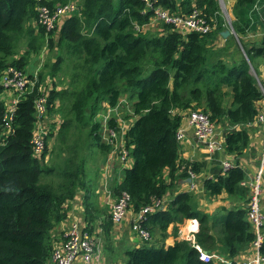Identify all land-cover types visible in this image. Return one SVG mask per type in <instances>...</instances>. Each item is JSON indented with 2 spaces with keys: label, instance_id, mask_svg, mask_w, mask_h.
Here are the masks:
<instances>
[{
  "label": "trees",
  "instance_id": "obj_1",
  "mask_svg": "<svg viewBox=\"0 0 264 264\" xmlns=\"http://www.w3.org/2000/svg\"><path fill=\"white\" fill-rule=\"evenodd\" d=\"M70 1L51 0L50 5ZM78 1L81 16L62 26L57 62L47 64L39 76L40 83L60 73L68 80L67 89L56 87L49 95V112L62 116L60 129L47 138L49 160L37 158L32 144L38 87L19 103L13 132L0 147V264H50L56 247L53 231L67 218V205L84 190L87 209H94L89 195L95 184L87 181V157L81 152L90 156L96 148L107 158L122 133L120 121L128 126L125 148L133 164L124 169L114 192L128 194L135 213L189 178L188 170L199 174L203 164L179 163L177 132L189 110H202L224 128V151L235 157L229 171L218 169L204 181L205 192L210 197L226 193L243 206L208 215L195 208L193 193H178L167 209L147 215L143 222L152 237L165 238L172 227L174 244L148 242L129 249L125 264H216L202 261L191 243L179 237L189 220L197 222L196 242L204 251L223 248L236 264L234 259L256 240L247 219L250 191L242 186L247 175L240 160L250 145L244 127L255 120L263 98L257 61L264 58V42L245 45L239 37L251 29L250 11L257 0H223L239 41L229 36L221 48L216 42L228 28L219 0H161L172 12H191L195 4L214 27L207 35L185 36L168 25L164 35L139 32L152 15L145 12L142 0ZM36 8L35 0H0V74L8 67L24 69L28 56L42 48L45 37L37 26ZM21 48L25 56L14 60ZM115 110L120 114L115 112L105 124L103 114ZM3 113L0 102V124ZM106 129L118 137L110 141ZM84 131L86 139L80 145ZM76 132L80 137L74 141ZM51 139L57 140L52 154ZM260 252L264 256V241Z\"/></svg>",
  "mask_w": 264,
  "mask_h": 264
},
{
  "label": "built area",
  "instance_id": "obj_2",
  "mask_svg": "<svg viewBox=\"0 0 264 264\" xmlns=\"http://www.w3.org/2000/svg\"><path fill=\"white\" fill-rule=\"evenodd\" d=\"M37 9V26L44 31L46 42L51 40V36L61 28L65 22L75 16L80 17L83 10L78 0H73L67 4L57 3L53 6L50 5L51 0H35ZM145 5V12L151 13L150 22L157 21L173 27L175 31H182L183 34L197 33L207 35L213 27L206 20L202 12L196 7L188 14H177L161 5V0H142ZM149 22V23H150ZM144 27V26H143ZM142 27V28H143ZM139 30L141 28H138ZM179 33V32H178ZM180 34V33H179ZM183 35V36H185ZM58 38V36H57ZM46 53L43 48L42 54ZM41 61H44L43 56ZM40 70L41 67L34 71L33 75H29L24 69L18 67H8L0 74V89L6 91L5 95L1 94V100L4 101V113L2 123L0 124V147L6 143L7 137L13 132V121L19 103L28 95L33 93L36 87L39 88L41 94L35 101V117L36 126L32 140L34 155L41 159L45 157L46 162L49 160V155H46L48 150L47 138L53 131L47 125L49 119V88L51 87L52 78L47 76L45 81L40 83ZM43 70V69H42ZM260 89L263 94L264 102V85L259 82ZM57 115V114H56ZM59 116V115H57ZM186 126H180L177 132V140L179 143L185 141L187 129H191L192 135L196 137L201 143L207 144L209 151H216L218 142L217 127L212 122L210 116L200 110H189L185 115ZM257 126L262 134L261 154L259 165L255 175L242 183L250 191L249 202L247 205V219L252 225L256 235V240L252 243V248L256 255L252 258L236 261V264H264V256L261 254L260 249L264 241V215L262 213V193H263V179H264V107L258 111V114L253 123L248 126ZM110 140H113L118 135L110 130ZM125 130L119 135L120 143L123 147ZM111 136L113 138H111ZM122 162L129 158V152L122 149ZM234 163L222 162L221 168L223 173H226L233 167ZM192 177L195 175L189 171ZM130 197L126 193L117 199L111 212V219L114 223H121L127 216L128 212L132 209L130 205ZM167 202L165 198L155 200L152 205L144 208L140 213H136V217L132 223V231L136 237L142 242L148 243L151 241L152 236L150 231L144 227L143 222L146 216L153 214L157 210H165ZM195 221V220H194ZM191 224L187 229L188 233H183L182 240L191 243L200 255V259L206 263L213 262L216 264H231L225 261L217 253H208L204 251L196 242V232L198 230L197 222H190ZM63 243L56 246L51 255L50 264H91L95 255L100 251V247L96 245L92 238L87 234L80 231V227L76 222L71 223L64 233Z\"/></svg>",
  "mask_w": 264,
  "mask_h": 264
},
{
  "label": "crops",
  "instance_id": "obj_3",
  "mask_svg": "<svg viewBox=\"0 0 264 264\" xmlns=\"http://www.w3.org/2000/svg\"><path fill=\"white\" fill-rule=\"evenodd\" d=\"M224 4L223 0H221ZM220 2V0H219ZM177 6H180L178 3ZM232 6V4H231ZM195 4H192V9L195 8ZM221 7V6H220ZM190 10V11H191ZM177 14H188L185 13L182 9L179 12H175ZM250 20H251V29L247 32L246 35L240 36V40L245 44H262L264 42V0H257L256 4L250 11ZM165 26L163 23L157 21H151L149 24L145 25L143 28L139 30V32H146L150 29H155L158 31L159 35H164L165 33ZM160 27H163L160 29ZM214 29V27H213ZM227 31V30H226ZM180 34L183 32L178 30ZM224 33V32H223ZM235 33V32H234ZM185 35V34H183ZM236 35V34H235ZM230 36H233L230 35ZM237 36V35H236ZM221 38L218 39L216 42V46L221 48L224 46L225 38L220 35ZM228 38V37H227ZM226 38V39H227ZM237 38V37H236ZM239 41V39L237 38ZM258 64V72L259 77L258 82L264 85V58H260L257 61ZM25 71L29 75H33L28 67L24 68ZM44 69V68H43ZM43 71V70H42ZM42 71L40 73H42ZM256 76V75H255ZM51 85V84H50ZM57 89H59L57 87ZM54 89L49 88V95ZM0 89V93H1ZM6 92V91H5ZM0 102L4 104V101L1 100L0 94ZM57 109L60 107L59 102L57 103ZM264 107V102L261 100L257 103V111L261 110ZM50 110V109H49ZM55 110V111H56ZM111 111H109L110 113ZM188 112V111H187ZM187 112L184 113V119L182 121V126H186L185 115ZM59 116H57V115ZM49 115V119L47 120V125L51 131L57 132L62 124V116L60 112ZM218 132V144L219 147L215 154L211 155V153L207 150V146L201 142H198L195 137L192 135L191 129H187L186 131V139L184 142L180 143V164L192 163L197 162L199 164H203V169L201 172L195 177L190 178L192 181L191 183L188 182L189 178L185 180H180L177 186L173 187L168 194L164 197L166 204V209L168 207L169 202L181 192H191L194 194L195 197V208L198 211H201L208 215L215 214L218 210L222 208H226L227 210L232 209L236 206H243V204L236 202L235 200L228 197L226 193L218 197H210L204 190V181L207 179H211L214 174L217 172L218 169L221 168L222 162H230L235 163V157L233 156H226L225 151L223 149V142L224 140L223 135L221 134L222 128L220 126L217 127ZM250 145L248 150L246 151L243 158L240 160V166L246 172L247 180L255 175L257 167L259 165L260 159V152H261V145H262V138L263 134L260 129L252 125L250 130ZM120 143V139L117 141V145ZM117 145H113L111 147V152L101 162V168L98 170L96 175L91 176L87 181L92 182L91 184L93 187L90 188L91 194L89 195L90 203L94 204V209L88 210L87 209V194L84 190L79 191L78 195L75 197L73 201H71L67 207V218L62 221L53 231L55 246H59L63 243L64 233L67 231L69 225L71 223L76 222L80 227V231L84 234H87L93 241L100 247V251L97 252L91 264H125L127 261L126 258V251L132 248H138L145 244L139 240L136 235L132 231V223L136 217V213L131 209L126 218L121 223H114L111 219V212L113 206L117 202V199L120 196H116L114 189L117 185H119L123 179V171L124 169L131 168L133 161L128 158L125 164L122 162V149L125 148V142L123 143V147L121 143L117 147ZM132 149V147H131ZM182 170L179 171V173ZM188 173V171H187ZM168 172H166V176ZM101 178V183H100ZM169 182V179L166 178ZM100 184V185H99ZM250 196V193H249ZM248 203L246 204L247 208ZM89 208V206H88ZM262 213L264 215V179H263V193H262ZM111 220H110V219ZM190 222H195L194 220H189L182 226L180 229L183 233H188L190 229H187L188 226L191 224ZM108 230V231H105ZM194 231H198L197 229ZM197 233V232H196ZM255 233V232H254ZM152 241L156 246L165 245L166 247L171 246L174 244L175 238L173 235V228L170 227L167 231V235L165 238L162 236H156ZM179 237L181 239L182 235L179 231ZM220 255L225 261L231 262L228 259V255L225 249L219 248L217 251L213 252ZM256 255V252L253 250L252 245L245 248L240 252V255L234 259L241 261L247 260L252 258ZM124 259V260H122ZM123 261V262H122ZM77 264H82L78 262Z\"/></svg>",
  "mask_w": 264,
  "mask_h": 264
},
{
  "label": "rangeland",
  "instance_id": "obj_4",
  "mask_svg": "<svg viewBox=\"0 0 264 264\" xmlns=\"http://www.w3.org/2000/svg\"><path fill=\"white\" fill-rule=\"evenodd\" d=\"M59 3H61V2H59ZM221 6V14H222V16H223V19H224V21H225V24H226V26H227V30H231L232 31V33H233V36L234 37H237L236 35H235V33H234V30H233V27H232V15L230 14V7L228 6V5H225V3L223 4L222 3V5H220ZM164 28H165V26H163ZM163 27H160V29H162ZM62 28V27H61ZM61 28H59V30H58V33H57V31L51 36V40L50 41H48V42H46V40H45V42H44V44H43V46H42V48L41 49H39V51L38 52H33V53H31L29 56H28V58H27V60H26V64H25V66H24V68H26V67H28V69L31 71V73H33L36 69H38L39 67H41V70H40V72L42 71V69L43 68H46L47 67V64L48 65H50L51 66V64H55L56 62H57V56L60 54V47H59V45H58V41H59V37H60V31H61ZM144 33H147L149 36H153V35H157L158 34V31L157 30H155V29H150L149 31H146V32H144ZM57 36H58V38H57ZM221 38V37H220ZM238 38V37H237ZM25 46H23L22 48H24ZM21 48V49H22ZM43 48H45V50H46V53L43 55L42 54V51H43ZM23 56H25V49H22V51L20 52V53H18L15 57H14V60L15 59H17V60H19L21 57H23ZM43 56V58H44V61H41V57ZM49 66V67H50ZM63 67V70H64V72L65 71H67V68L65 67V64L62 66ZM25 70V69H24ZM43 71H44V69H43ZM42 71V72H43ZM47 72H50V71H47ZM52 76V75H51ZM67 75H64V74H62V73H60V74H57L56 76H52L51 78H52V82H51V88H56V87H58L59 89H61V88H63V89H67V84H65V83H68L67 81ZM5 91H1V93L0 94H2V95H5ZM262 100H263V98H262ZM56 106V105H55ZM52 111H54V110H52ZM202 111V110H201ZM115 112H117V114L119 115L120 114V111H117V110H115L113 113H106V114H103V116L101 117L102 118V121L105 123V124H107V121L109 120V119H111L113 116H114V114H115ZM117 114H115V115H117ZM257 114H258V111H257ZM184 119V118H183ZM213 123H214V125L216 126V127H218V126H220V125H217L214 121H212ZM254 122V121H253ZM252 122V123H253ZM120 125H121V130H126L127 128H128V126L126 125V124H124L125 122H122V121H120ZM249 125V124H248ZM246 126V127H244V129H246V130H250V128H251V126ZM220 128H222V132H221V134L223 135V130H224V128L223 127H221L220 126ZM107 131V129L105 130V132ZM218 131V130H217ZM261 131V130H260ZM85 132H87V131H84L83 132V136L81 137V138H79L80 137V134H79V132H76V133H74L73 134V139H74V141H76L78 138V142H79V144L81 145L83 142H84V140L86 139V135H85ZM103 133L104 135H106V133ZM107 133H108V131H107ZM109 134V133H108ZM217 134H218V132H217ZM249 135H250V133H249ZM109 137V136H108ZM194 137V136H193ZM111 138H113L112 136H111ZM114 139H116V137L114 138ZM195 139L198 141V142H201V141H199L196 137H195ZM223 139V138H222ZM106 141H107V139H106ZM111 141V140H110ZM56 142H57V140L55 141V139H51V141H50V143H49V148H50V150H51V154L53 153V148H51V147H55V145H56ZM55 144V145H54ZM120 144V143H119ZM119 144L117 145V143L115 144V145H117V147L119 146ZM223 144H224V142H223ZM219 146V144H217V149L219 148L218 147ZM223 146V145H222ZM224 149V148H223ZM207 150H208V148H207ZM209 151V150H208ZM92 154L90 155V156H87V153L85 152V150L83 151V152H81V154H84L87 158H86V165H85V175H86V177H87V179L89 178V175L91 174V176H94V175H96L97 174V172L99 173V169L101 168V162H103L104 161V157L105 156H103L102 154H101V151H99L98 149H96V148H93L92 149ZM210 153H211V155H213V154H215L213 151H209ZM260 154H261V152H260ZM226 156H227V154H225ZM229 156V155H228ZM235 160V159H234ZM235 164V163H234ZM189 171H191V170H188V174H189ZM192 172V171H191ZM193 173V172H192ZM194 174V173H193ZM225 174V173H224ZM195 175V174H194ZM191 178V176H190V174H189V179ZM100 183H101V178H100ZM100 185V184H99ZM188 222V221H187ZM181 230V229H180ZM155 238H157V237H152V239H151V241L149 242V243H152V241L155 239ZM122 260H124V259H122ZM123 262V261H122Z\"/></svg>",
  "mask_w": 264,
  "mask_h": 264
},
{
  "label": "water",
  "instance_id": "obj_5",
  "mask_svg": "<svg viewBox=\"0 0 264 264\" xmlns=\"http://www.w3.org/2000/svg\"><path fill=\"white\" fill-rule=\"evenodd\" d=\"M222 1L220 0V3H221ZM233 33H232V31L231 30H227V31H225L224 33H222V36L226 39L227 37H229L230 35H232ZM206 146H207V144H205ZM219 147V146H218ZM220 148V147H219ZM188 182L189 183H191L192 181L189 179L188 180Z\"/></svg>",
  "mask_w": 264,
  "mask_h": 264
}]
</instances>
